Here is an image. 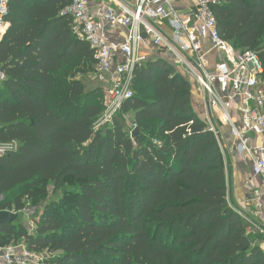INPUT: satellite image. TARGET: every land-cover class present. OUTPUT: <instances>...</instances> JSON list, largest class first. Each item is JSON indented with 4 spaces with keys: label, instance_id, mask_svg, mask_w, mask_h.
<instances>
[{
    "label": "trees",
    "instance_id": "1",
    "mask_svg": "<svg viewBox=\"0 0 264 264\" xmlns=\"http://www.w3.org/2000/svg\"><path fill=\"white\" fill-rule=\"evenodd\" d=\"M69 2L10 0L0 42V210L57 197L34 231L1 224L0 246L24 241L54 254L49 264H264L229 205L220 140L169 60L139 66L133 97L94 129L105 94L84 82L97 59L62 13ZM213 10L222 36L264 63V0H222Z\"/></svg>",
    "mask_w": 264,
    "mask_h": 264
},
{
    "label": "built area",
    "instance_id": "2",
    "mask_svg": "<svg viewBox=\"0 0 264 264\" xmlns=\"http://www.w3.org/2000/svg\"><path fill=\"white\" fill-rule=\"evenodd\" d=\"M220 3L222 0H70L62 13L72 18L74 33L95 51L92 76L101 82L105 94L95 130L111 124L133 97L136 69L151 58L169 60L199 88L211 130L218 137L215 112L230 126L234 145L251 168L246 181L248 199L233 210L248 222V233L257 237L264 250V63L257 52L237 48L222 36L213 10ZM9 6L10 0H0V42L9 27ZM4 78L0 69V81ZM232 108L240 114V125ZM4 150L0 145V153ZM253 205L256 210L251 213ZM52 257V253L30 250L24 241L0 246V264H49Z\"/></svg>",
    "mask_w": 264,
    "mask_h": 264
},
{
    "label": "crops",
    "instance_id": "3",
    "mask_svg": "<svg viewBox=\"0 0 264 264\" xmlns=\"http://www.w3.org/2000/svg\"><path fill=\"white\" fill-rule=\"evenodd\" d=\"M101 87V86H100ZM198 95V96H197ZM199 94L197 87L193 89V106L195 111L199 114V116L208 122V115L206 113L207 108H202L198 101ZM209 111V109H208ZM210 115V111H209ZM214 117L213 125L219 131L220 135V144L224 149V159L226 164V175H227V199L229 205L234 209L238 207H243L242 203L248 199L249 189L247 187V179L251 174V168L249 165L245 163L242 156L239 154L237 147L234 145L235 139L230 137L231 128L229 125L224 124L220 121L218 116L212 112ZM256 210L255 205L250 208V212L254 213ZM254 216V215H253ZM263 221H264V215ZM36 228L35 227H31ZM35 230V229H34Z\"/></svg>",
    "mask_w": 264,
    "mask_h": 264
},
{
    "label": "rangeland",
    "instance_id": "4",
    "mask_svg": "<svg viewBox=\"0 0 264 264\" xmlns=\"http://www.w3.org/2000/svg\"><path fill=\"white\" fill-rule=\"evenodd\" d=\"M84 82L86 84L87 89H91V88H94V87H97V86H102L101 85V82H99L95 78V76L94 77L93 76L92 77L90 76V77L84 78ZM192 84H193V82H192ZM193 86L195 87V84H193ZM197 90H198V94H199V98H198L199 104H200V106L202 108H204L205 105H204L203 96H202L199 88ZM146 98H149V96L146 95ZM192 102L194 103L193 98H192ZM231 111H232V114H235V113L238 114V115H236V117L238 119L237 120V124L240 125V114H239V112L236 109H234V108H232ZM214 114H215V112H214ZM215 116H216V114H215ZM127 119L131 123V119L132 118L128 117ZM230 137H232V139L234 138L233 135H232V133H230ZM49 189H50V193H51L52 190H53V186L50 185L49 186ZM55 197H57L55 194H53V195L51 194L48 198H46L45 200H43L42 202H40L39 204H36V205L33 202H31V201H27V209L24 210V211H19L18 212L19 213L18 221L23 222L30 231H34L35 228H32L31 229V227L37 226V223L34 220L36 218H40L42 216L44 205L47 204L48 202H50ZM2 199H3V196H0V200H2ZM19 242H21V240ZM15 243H17V242H15ZM44 253H45V255L46 254L47 255H50L51 254V253L48 254V252H44ZM52 255H54V254H52Z\"/></svg>",
    "mask_w": 264,
    "mask_h": 264
},
{
    "label": "water",
    "instance_id": "5",
    "mask_svg": "<svg viewBox=\"0 0 264 264\" xmlns=\"http://www.w3.org/2000/svg\"><path fill=\"white\" fill-rule=\"evenodd\" d=\"M139 133V129L135 128L133 130L132 136L135 137ZM219 139L220 135H218ZM19 218V213L18 212H13L10 210H0V225L4 223H14L18 220Z\"/></svg>",
    "mask_w": 264,
    "mask_h": 264
}]
</instances>
